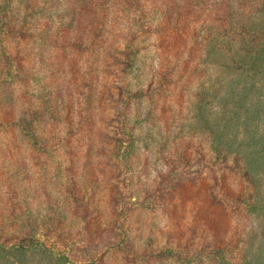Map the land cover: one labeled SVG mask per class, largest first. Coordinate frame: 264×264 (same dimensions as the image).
Masks as SVG:
<instances>
[{
	"label": "trees",
	"instance_id": "trees-1",
	"mask_svg": "<svg viewBox=\"0 0 264 264\" xmlns=\"http://www.w3.org/2000/svg\"><path fill=\"white\" fill-rule=\"evenodd\" d=\"M22 144L31 196L0 233L29 200L52 225L79 211L90 232L58 256L35 234L0 241V264H44L40 248L55 264H264V0H0L4 161ZM14 169L8 186L22 188ZM122 169L149 208L126 186L97 194ZM169 196L190 218L173 206L165 245L136 250L145 229L132 235L128 206L144 228Z\"/></svg>",
	"mask_w": 264,
	"mask_h": 264
},
{
	"label": "rangeland",
	"instance_id": "rangeland-1",
	"mask_svg": "<svg viewBox=\"0 0 264 264\" xmlns=\"http://www.w3.org/2000/svg\"><path fill=\"white\" fill-rule=\"evenodd\" d=\"M146 56L143 59V62L145 64V66H149L152 63V58L151 56H154L155 53L153 51V48L151 49V51L149 53H145ZM153 63H155L153 61ZM215 69H219V68H215ZM135 75V73L133 74ZM147 75V73L145 74V76ZM144 76V77H145ZM135 83V82H134ZM1 134H6L5 131H1ZM23 143V142H22ZM206 153L207 154H211V148L210 146L212 145V143L210 141H208V143H206ZM22 148H17L15 151L13 152H9V154L7 155L8 157L5 159L4 161V155H0V217L1 214H3L2 216L7 217L8 215H14L16 212H21V210H13L12 207L14 206L16 208V204L20 199L21 195H27L28 197L26 198V200L31 196L30 193V189H29V184L31 182V178H29V173H30V167L32 164V160L30 159L29 155L27 154V150L24 148L25 144H22ZM57 160V159H56ZM18 163H21L20 166H17ZM9 164V165H8ZM189 164V163H187ZM3 167V168H2ZM4 167H9L10 170H15V168H17L18 170L21 171L20 174H25L26 175V179L23 182L22 188H19L18 186H13V184H11L10 186H8L9 182H11L12 180L10 178H8V176L11 177L12 173L9 170V173L6 174L5 172L7 171V169H4ZM193 165H188L187 168H191L192 170H194ZM126 169H122V171L119 173V175L114 176L113 178L111 177L110 179V186L108 187V189L103 190L101 192H98L97 194L99 196H103L108 192H111L112 194H117L118 192H120V190L124 189L125 186L128 188L127 190H125V194L128 195L129 197H132L130 199L131 203H135L137 204V202H141L142 204H144L146 207L147 205H149L152 201V198L148 195H144V196H140L138 197L137 194H135L134 192L131 193V189H129V186H134V184L139 183L137 178L138 173L134 172L131 173L130 170H126ZM31 176V175H30ZM206 177V175H205ZM209 183H212V180L214 179L212 177V175H207ZM223 177V176H222ZM222 177H219V179H221ZM143 181V179L141 180ZM115 183V184H114ZM119 184V185H118ZM248 184V182H247ZM129 185V186H128ZM130 190V191H129ZM18 194V195H15ZM176 195L172 196L175 197ZM118 197V194H117ZM172 197H167L164 200L167 203V208L166 210L168 211H164L162 209L157 210L158 212L153 215L154 219L152 220H146V216L144 214V212H142L143 214V218L141 219L143 224H145L144 228H139V224H137V214L140 213L141 211H133L130 208V206H128V215H127V221H129L130 225H131V229H132V235L135 237L137 234V229L143 231L145 229V233L141 234V239L138 243L137 239V246L134 247L136 248V250H138L137 248H141V250H143V248H145L146 246L148 247V243L153 240L155 243H158L160 247L164 246L167 240V234L164 232H160L158 229L165 227V222L161 221L162 220V213H165V219H167V216L170 212H172V207H175V218L176 219H180L182 218V216L186 215L188 218H190V213L187 210V206L181 202V200H178V198H172ZM119 198V197H118ZM29 206L25 207L22 212H24V214L22 215V219L20 222L17 223L18 227H14L13 223L6 226L3 229V232L0 233V241L1 244L3 245H9L10 243L7 242L8 240H11V244H15V240L17 241H22L23 238H25L26 236H28L29 234H35L37 238H40L42 243L47 244V246H52V248H54V252L53 255L54 256H58V254H60L61 251H63L65 249V246H67V244L69 242H71L72 239L76 238L75 236H86V233L90 232V228L85 230V222L84 219H82L80 217L79 211L77 213L66 215L67 218V224L68 226H58V222L57 220L54 218L53 219V224L52 222H50L49 220H46V217H51V214L45 213L43 210H41V206L37 203L34 202L33 200H29ZM109 201V199L107 200V202ZM170 201V202H169ZM129 202V200H128ZM129 203H127L128 205ZM7 206H9L10 208L8 209ZM149 208V207H146ZM41 212V213H40ZM94 213V212H93ZM31 216H33V218H31ZM101 216V215H100ZM152 216V217H153ZM69 218V219H68ZM231 218V215L229 217V219ZM45 219V222L42 223ZM102 219V216H101ZM114 222H117L116 219H114ZM113 223V221H111ZM29 223L31 224V226L33 227L32 229L29 227ZM5 224H8V221H6L5 223H2V225L5 226ZM64 228H66V230H69L70 232L68 234H63L62 231L64 230ZM102 229H104V224L102 226ZM153 233L152 237L150 236V231ZM2 231V230H1ZM62 234V235H60ZM101 234V230L100 229H94V231H92V236H97ZM44 236H46L44 238ZM91 237L90 240L93 238ZM71 238V239H69ZM82 239V242L87 241L88 237L86 238H80ZM90 247H92L94 244L93 242H90ZM55 246V247H54ZM41 250L43 248H40ZM38 249V251L40 250ZM36 251L38 253L37 259L43 261L44 264H55L57 261V257L51 259L50 256L45 258L44 260V256L39 254V252ZM10 257V256H9ZM9 260V262H13L16 261L15 258H7Z\"/></svg>",
	"mask_w": 264,
	"mask_h": 264
}]
</instances>
